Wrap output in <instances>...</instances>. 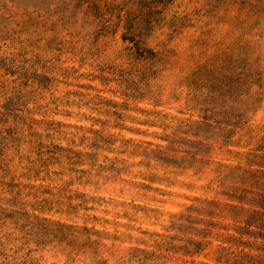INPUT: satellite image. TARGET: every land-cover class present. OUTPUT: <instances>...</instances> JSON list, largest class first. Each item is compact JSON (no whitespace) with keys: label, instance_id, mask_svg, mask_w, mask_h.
<instances>
[{"label":"rangeland","instance_id":"1","mask_svg":"<svg viewBox=\"0 0 264 264\" xmlns=\"http://www.w3.org/2000/svg\"><path fill=\"white\" fill-rule=\"evenodd\" d=\"M0 264H264V0H0Z\"/></svg>","mask_w":264,"mask_h":264}]
</instances>
